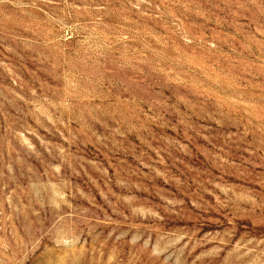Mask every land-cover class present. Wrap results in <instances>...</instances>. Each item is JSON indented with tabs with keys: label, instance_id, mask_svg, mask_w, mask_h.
I'll list each match as a JSON object with an SVG mask.
<instances>
[{
	"label": "rangeland",
	"instance_id": "374dc122",
	"mask_svg": "<svg viewBox=\"0 0 264 264\" xmlns=\"http://www.w3.org/2000/svg\"><path fill=\"white\" fill-rule=\"evenodd\" d=\"M0 264H264V0H0Z\"/></svg>",
	"mask_w": 264,
	"mask_h": 264
}]
</instances>
